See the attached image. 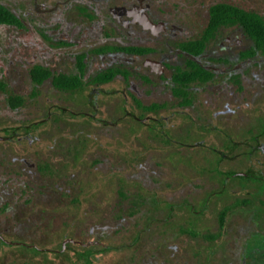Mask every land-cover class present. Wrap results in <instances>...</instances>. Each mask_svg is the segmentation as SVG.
Here are the masks:
<instances>
[{"label":"rangeland","instance_id":"1","mask_svg":"<svg viewBox=\"0 0 264 264\" xmlns=\"http://www.w3.org/2000/svg\"><path fill=\"white\" fill-rule=\"evenodd\" d=\"M38 2L52 10L0 0L22 23L0 24V136H21L0 139V264H85L87 247L92 264H264V189L224 182L229 172L264 177V151L246 154L264 125V53L239 25L222 26L198 56L180 48L201 36L213 4L264 16V0H152L183 28L158 40L127 36L104 1ZM105 46L150 53L96 52ZM80 54L79 90L32 81L37 65L74 75ZM189 59L213 77L191 84L183 105L172 77ZM160 60L161 74L146 69ZM109 68L126 74L95 84Z\"/></svg>","mask_w":264,"mask_h":264},{"label":"trees","instance_id":"2","mask_svg":"<svg viewBox=\"0 0 264 264\" xmlns=\"http://www.w3.org/2000/svg\"><path fill=\"white\" fill-rule=\"evenodd\" d=\"M0 24L2 25H14L21 26L22 23L17 15H15L12 11H10L7 7L0 4ZM228 25H239L243 28L245 33L255 42L257 49L261 50L264 53V16L258 14L254 11L245 10L241 7L229 4V3H215L209 9V19L206 27L204 28L201 36L195 40H189L186 42H182L180 44V48L186 53L192 56H198L201 54L207 42L212 39L217 31L222 26ZM104 51H120L126 53H136V54H144L149 52V49L136 47V46H105L100 49H96V52H104ZM84 54H80L77 56V72L74 75H66V74H54L48 68L42 66H34L30 71V76L33 82L37 84L43 83L47 79H52L55 87L63 89V90H79L83 86V76L85 72V63H84ZM119 74H126L124 70L120 68H109L106 71L100 72L93 78V82L95 84H105L110 82L113 78H115ZM213 73L200 65L193 59H189L186 63V67L184 69L178 68L173 74V81L175 86L173 88V93L176 97H180L183 100V105H188L191 103L189 97L188 87L196 82H206L212 79ZM3 84L0 82V88H3ZM92 103L91 100L88 101ZM9 103L11 106L16 107L23 103V98L20 96H12L9 97ZM93 104V103H92ZM138 106L145 112H157L159 109L164 107L161 104L152 103L150 105H142L139 101L137 102ZM39 124H31L24 128V131H28L33 127H36ZM18 128H5L4 133H9L13 135H17ZM264 132V125L261 124V132ZM255 138L251 141L255 144ZM241 144L232 143V145L227 146L229 150H232L233 147H238ZM250 149V148H249ZM250 150L246 153L249 154ZM218 161H222L225 158V155L220 154ZM224 182L228 178H240L244 180H252L261 183L262 188L264 189V179L262 176L253 175L252 172H245V175H236V172H229L224 174ZM225 218V213H220V220L223 223ZM0 245H5L4 241L0 238ZM65 248V247H64ZM63 249V248H62ZM33 251H37L36 249H31ZM78 258L80 261L88 264L89 256L87 254V249H84L83 254H79Z\"/></svg>","mask_w":264,"mask_h":264},{"label":"flooded vegetation","instance_id":"3","mask_svg":"<svg viewBox=\"0 0 264 264\" xmlns=\"http://www.w3.org/2000/svg\"><path fill=\"white\" fill-rule=\"evenodd\" d=\"M89 1L92 2L95 0H89ZM97 1H104L108 3L107 10L109 12L110 18L112 19L113 23H115L121 29H123V31L127 36H132L136 34L137 35L145 34V35H149L154 40H158L163 37H171L175 39L177 38L178 34L183 33L182 26H180V24L175 20V18L165 13L163 10L156 9L154 7L152 0H97ZM56 3L57 4L53 9L57 8V6L60 5L59 2ZM34 9L37 11H41L43 13L52 10V8L47 7L45 2H38V0H34ZM10 26H14V25H10ZM184 42H186V40ZM147 53H150V50ZM145 66L147 70H150L152 73L156 74L160 68H163L164 71L166 64L162 60H160L158 61L157 64L154 62H147L145 63ZM185 67H186V63H185ZM177 69L178 67H176V70ZM16 133L18 135H13L5 132L4 136L1 137H4L6 140H10V139L12 140L15 138L19 139L21 136H19L18 131ZM258 135H260V133ZM258 135L253 136V138H255L256 140H255V144L251 145L252 148L250 149L249 152L250 155H253V150H259L260 152L264 151V149H262L260 137ZM262 178L264 179V177ZM2 240L4 241L5 245L8 244L7 241H5L4 239ZM19 244L26 247V245H24L23 243H16L14 245H19ZM9 245H13V243H9ZM85 249H87V254L89 256L88 264H92L91 258L96 250H93L90 247H87ZM83 252L81 254H83Z\"/></svg>","mask_w":264,"mask_h":264},{"label":"water","instance_id":"4","mask_svg":"<svg viewBox=\"0 0 264 264\" xmlns=\"http://www.w3.org/2000/svg\"><path fill=\"white\" fill-rule=\"evenodd\" d=\"M162 72H163V68H160V69L158 70V72L156 73V75H159V74H161ZM0 139H5V138L0 136ZM244 175H245V174H244Z\"/></svg>","mask_w":264,"mask_h":264}]
</instances>
